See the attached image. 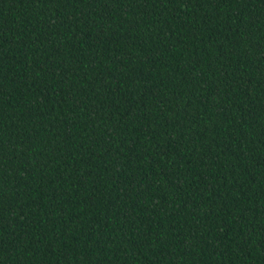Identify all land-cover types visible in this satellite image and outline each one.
<instances>
[{
    "label": "trees",
    "instance_id": "trees-1",
    "mask_svg": "<svg viewBox=\"0 0 264 264\" xmlns=\"http://www.w3.org/2000/svg\"><path fill=\"white\" fill-rule=\"evenodd\" d=\"M0 264H264V0H0Z\"/></svg>",
    "mask_w": 264,
    "mask_h": 264
}]
</instances>
